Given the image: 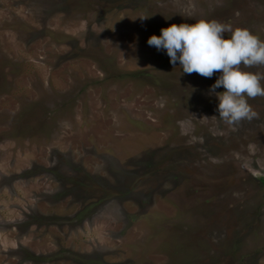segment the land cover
<instances>
[{
  "label": "rangeland",
  "instance_id": "374dc122",
  "mask_svg": "<svg viewBox=\"0 0 264 264\" xmlns=\"http://www.w3.org/2000/svg\"><path fill=\"white\" fill-rule=\"evenodd\" d=\"M201 19L264 40V0H0V264H264V97L233 130L147 43Z\"/></svg>",
  "mask_w": 264,
  "mask_h": 264
},
{
  "label": "clouds",
  "instance_id": "9594fccd",
  "mask_svg": "<svg viewBox=\"0 0 264 264\" xmlns=\"http://www.w3.org/2000/svg\"><path fill=\"white\" fill-rule=\"evenodd\" d=\"M160 31L159 36H150L147 43L157 50H166L173 66L179 62L183 73L204 78L220 73L210 88L219 101V120L235 130L242 121L258 118L248 100L264 97V76L242 69L264 67V40L246 28L233 29L215 19L171 24ZM225 33L230 36L225 38ZM220 87L224 91L216 93Z\"/></svg>",
  "mask_w": 264,
  "mask_h": 264
},
{
  "label": "trees",
  "instance_id": "16d2710c",
  "mask_svg": "<svg viewBox=\"0 0 264 264\" xmlns=\"http://www.w3.org/2000/svg\"><path fill=\"white\" fill-rule=\"evenodd\" d=\"M262 178L264 179V177H262ZM262 178H261V179H262ZM262 185H263V184H262ZM262 189H263V191H264V188H262Z\"/></svg>",
  "mask_w": 264,
  "mask_h": 264
}]
</instances>
